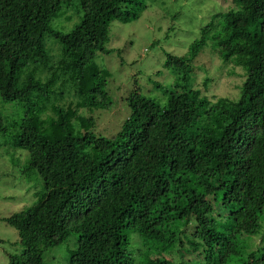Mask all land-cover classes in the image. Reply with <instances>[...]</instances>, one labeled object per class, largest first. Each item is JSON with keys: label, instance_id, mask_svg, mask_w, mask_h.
Segmentation results:
<instances>
[{"label": "trees", "instance_id": "1", "mask_svg": "<svg viewBox=\"0 0 264 264\" xmlns=\"http://www.w3.org/2000/svg\"><path fill=\"white\" fill-rule=\"evenodd\" d=\"M226 1L186 53L165 55L158 96L134 81L131 115L105 137L87 114L114 104L96 57L113 52L111 23L150 0H0V98L22 112L0 116V147L26 152L13 166L34 181L33 202L3 219L21 247L8 264H46L70 239L61 264H264V0ZM209 44L225 63L262 46L237 99L194 87Z\"/></svg>", "mask_w": 264, "mask_h": 264}, {"label": "rangeland", "instance_id": "2", "mask_svg": "<svg viewBox=\"0 0 264 264\" xmlns=\"http://www.w3.org/2000/svg\"><path fill=\"white\" fill-rule=\"evenodd\" d=\"M228 8L226 0H150L148 8L140 18L130 23L113 21L109 29L107 49L110 54H98L96 63L110 73L107 90L113 98V106L107 110H92L88 115L94 134L110 137L116 132L120 122L131 115L125 101L126 93L136 80L145 94L155 97L159 93L154 89V81L168 85L171 81L164 67L167 53L181 56L188 46L199 37L200 29L211 17ZM75 9L67 10L64 17L69 30L78 22ZM63 17V18H64ZM262 46L250 49L248 53L234 56L228 62L212 49L209 44L195 60L193 66V85L209 97H223L231 100L239 96V86L244 80L246 69ZM170 75V74H169ZM17 103H4L0 98V116L17 119L21 115ZM4 150V153H3ZM24 154V156L20 155ZM28 155L24 151H8L4 144L0 147V264H8L7 254L21 251L15 229L4 222V218L22 210L33 202L32 185L29 176L21 178L13 164H23ZM64 156L57 165L67 169L76 167L77 161L69 162ZM78 169H76V172ZM32 198V199H31ZM74 248L70 239L49 252L58 253L48 259L46 264H61Z\"/></svg>", "mask_w": 264, "mask_h": 264}]
</instances>
